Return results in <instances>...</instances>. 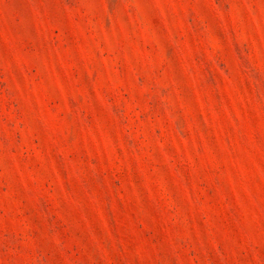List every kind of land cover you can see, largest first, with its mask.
<instances>
[{
	"label": "rangeland",
	"instance_id": "rangeland-1",
	"mask_svg": "<svg viewBox=\"0 0 264 264\" xmlns=\"http://www.w3.org/2000/svg\"><path fill=\"white\" fill-rule=\"evenodd\" d=\"M0 264H264V0H0Z\"/></svg>",
	"mask_w": 264,
	"mask_h": 264
}]
</instances>
